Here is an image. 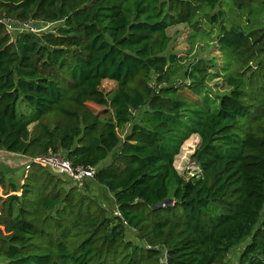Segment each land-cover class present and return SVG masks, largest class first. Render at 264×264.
Returning a JSON list of instances; mask_svg holds the SVG:
<instances>
[{"label": "trees", "instance_id": "trees-1", "mask_svg": "<svg viewBox=\"0 0 264 264\" xmlns=\"http://www.w3.org/2000/svg\"><path fill=\"white\" fill-rule=\"evenodd\" d=\"M6 18L53 25L11 32ZM202 22L220 26L222 62L189 63L178 86L169 31ZM213 68L230 90L211 100ZM194 135L186 180L175 159ZM1 152L97 172L80 189L37 164L23 184L0 168V264H227L248 239L240 264H264V0H0Z\"/></svg>", "mask_w": 264, "mask_h": 264}, {"label": "rangeland", "instance_id": "rangeland-1", "mask_svg": "<svg viewBox=\"0 0 264 264\" xmlns=\"http://www.w3.org/2000/svg\"><path fill=\"white\" fill-rule=\"evenodd\" d=\"M218 8L214 12H218ZM230 10V6L228 8ZM213 14V13H212ZM241 16V17H240ZM237 15L235 13L229 12L227 15V24H237L239 25L240 21L245 22V17L243 15ZM170 34L173 37V49L176 53L179 54L181 58L180 65L174 70V73L171 76V82L177 83L178 86L182 85L185 79V71L189 63L196 60H213L217 58L218 64H221L222 57L220 52L217 49L216 40L217 36L220 33V26H210L206 25L205 22H202L201 30L199 32H192V29L187 25H180L170 29ZM196 33V34H195ZM194 36V37H193ZM212 72H217V77L214 80L208 81V89L210 90L209 96L211 100L216 99L218 96H222L227 93L230 88L225 83V77L221 70L218 71L217 68L211 69ZM255 81V78L254 80ZM188 82V81H187ZM182 83V84H181ZM189 83V82H188ZM116 82L111 80H104L101 85V90L106 94L110 95L116 89ZM183 92V90H182ZM187 92V91H186ZM208 92V91H207ZM246 92H251V87L248 85ZM188 93V92H187ZM205 93V90H204ZM203 93V94H204ZM190 94V93H188ZM202 94V95H203ZM202 98V97H201ZM28 108L27 105L23 102H19L18 110L23 111V109ZM139 113H137L138 117ZM34 128V125L31 126V129ZM130 126H126L123 129L119 130V135L124 139L125 134L129 131ZM200 144V138L198 135L192 136L181 148L180 154L175 159V166L178 172L187 180L195 174L199 173V168L197 164L192 160V155L196 151ZM4 157L0 158V168L11 178L14 179L18 184H23L24 178L23 174L26 171L25 164L28 161V157L22 155H10L4 152ZM112 155L106 163L111 162ZM105 163V164H106ZM103 164V165H105ZM28 171H26V174ZM54 175V173L51 172ZM58 179L65 181V186L70 188L73 186H78L82 189L83 185H77L71 181L67 176L56 175ZM88 181V180H87ZM85 183V182H84ZM92 190L96 198L101 199L107 206V208L112 207V197L104 188L100 186L97 187L95 184L92 185ZM127 239L134 241L137 244H143L141 239L137 237L135 231L130 230L127 233ZM249 242V239L244 243L235 248L227 257V264H240L239 256L242 253L245 245Z\"/></svg>", "mask_w": 264, "mask_h": 264}, {"label": "built area", "instance_id": "built-area-1", "mask_svg": "<svg viewBox=\"0 0 264 264\" xmlns=\"http://www.w3.org/2000/svg\"><path fill=\"white\" fill-rule=\"evenodd\" d=\"M4 23L11 32H26L34 35H40L50 29L53 25L42 21L29 20L27 22H18L12 18H6ZM32 164H37L45 167L56 175L67 176L71 181L77 185H83L87 180L94 179L97 168L87 167L84 165H73V163L64 157L62 154L49 152L48 154L28 158L26 163V171H29ZM162 264H167L166 253L164 252Z\"/></svg>", "mask_w": 264, "mask_h": 264}, {"label": "water", "instance_id": "water-1", "mask_svg": "<svg viewBox=\"0 0 264 264\" xmlns=\"http://www.w3.org/2000/svg\"><path fill=\"white\" fill-rule=\"evenodd\" d=\"M171 203H172L171 200H168V201L166 202V204H171ZM161 206H165V205L163 204V205H161Z\"/></svg>", "mask_w": 264, "mask_h": 264}, {"label": "crops", "instance_id": "crops-1", "mask_svg": "<svg viewBox=\"0 0 264 264\" xmlns=\"http://www.w3.org/2000/svg\"><path fill=\"white\" fill-rule=\"evenodd\" d=\"M1 157H4V154H1V153H0V158H1Z\"/></svg>", "mask_w": 264, "mask_h": 264}]
</instances>
